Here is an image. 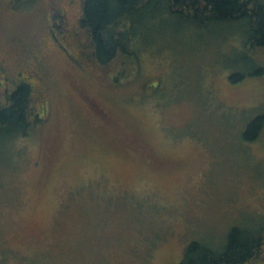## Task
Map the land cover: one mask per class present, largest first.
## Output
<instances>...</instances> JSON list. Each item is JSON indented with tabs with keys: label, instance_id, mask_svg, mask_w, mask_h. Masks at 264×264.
Wrapping results in <instances>:
<instances>
[{
	"label": "rangeland",
	"instance_id": "rangeland-1",
	"mask_svg": "<svg viewBox=\"0 0 264 264\" xmlns=\"http://www.w3.org/2000/svg\"><path fill=\"white\" fill-rule=\"evenodd\" d=\"M30 1H0L1 59H46L47 27L85 42L83 0ZM152 4L128 74L67 63L44 123L0 141V264H177L194 239L264 222V130L243 137L264 114V49L242 47L246 23L198 28Z\"/></svg>",
	"mask_w": 264,
	"mask_h": 264
},
{
	"label": "trees",
	"instance_id": "trees-1",
	"mask_svg": "<svg viewBox=\"0 0 264 264\" xmlns=\"http://www.w3.org/2000/svg\"><path fill=\"white\" fill-rule=\"evenodd\" d=\"M0 1L6 2L11 10H20L23 4L27 6L32 2ZM151 4L165 9L166 14H176L198 28H207L215 23L222 26L246 23V36H239L242 47L256 53L258 49H264V0L80 1L77 26L84 32L85 42L77 44L76 29L60 31L62 33L57 35L60 28L56 31L47 27L51 41L46 42V59L38 64H30L25 58L12 62L9 58L1 59L0 55V141L12 144L15 139L28 136L35 127L44 123L41 113L45 110L51 80L57 69L67 66V63L70 67L66 75L69 69L75 74L73 68L87 70V66H108L109 69H116L118 74L114 75L128 74L129 65L137 62L139 57L136 44L139 33L135 29L138 22L134 18L141 14L138 6L141 9L143 5L144 10H149ZM71 46L75 47L73 51L76 55L68 50ZM260 73H263L262 68L256 69L252 75ZM114 75L110 82L117 88L120 80ZM243 75L237 72L231 78L241 80ZM263 130L264 114L256 115L244 131V140L248 143L257 140ZM217 245L220 246L194 239L188 243L177 264H264V222L257 226L235 225L229 230L226 241Z\"/></svg>",
	"mask_w": 264,
	"mask_h": 264
}]
</instances>
